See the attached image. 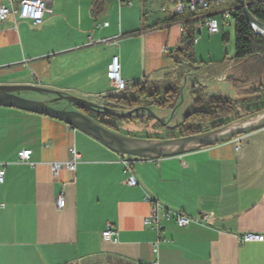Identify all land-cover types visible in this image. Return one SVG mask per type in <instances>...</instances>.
Instances as JSON below:
<instances>
[{
  "label": "crops",
  "instance_id": "crops-1",
  "mask_svg": "<svg viewBox=\"0 0 264 264\" xmlns=\"http://www.w3.org/2000/svg\"><path fill=\"white\" fill-rule=\"evenodd\" d=\"M45 1L52 14L39 25L0 21V86L100 96L103 102L115 93L108 78L113 57L126 81H162L181 73L176 51L184 32L178 22L167 21L174 15L171 0H135L133 6L88 0L74 14L62 7L63 0ZM149 13L163 18L152 24ZM227 58L196 61V67L224 70L219 79L226 80L235 65ZM28 93L35 97L21 96L55 99L54 93ZM72 147L81 155L76 172L63 170L55 178L48 164L68 162ZM24 149L32 150L34 166L19 161ZM123 159L61 120L0 107V169L6 172L0 185V264H150L159 239V264H264V242L240 241L247 233L264 236V128L179 156L133 160L138 187L128 185ZM147 196L172 212L210 221L180 227L165 220L159 236L144 224L151 212ZM109 227L118 232L117 244L102 237Z\"/></svg>",
  "mask_w": 264,
  "mask_h": 264
},
{
  "label": "trees",
  "instance_id": "trees-1",
  "mask_svg": "<svg viewBox=\"0 0 264 264\" xmlns=\"http://www.w3.org/2000/svg\"><path fill=\"white\" fill-rule=\"evenodd\" d=\"M184 1L187 3L190 0ZM244 1L252 16L264 23V0ZM227 9L233 10L232 18L235 25L236 53L232 60L237 63H243L256 59L261 63L264 69V34L258 33L252 28L244 12V8L238 0H224L221 4L214 0H208L207 6L196 12H192L191 9L186 6L182 14L174 13L167 21L173 23L184 22L183 40L176 53L182 56L183 61L186 58L194 68H199L196 67L198 63L195 60V40L197 39V34H200V31L196 28V25L202 19L219 14L221 11ZM224 39L226 40L227 38L225 37ZM176 64L180 67L179 61H177ZM184 75L186 74H182L181 72L176 77L169 76L162 81H135V84L131 88L105 96L102 105L111 110H122L125 112L141 107H155L167 111L173 110L179 104ZM263 87L264 85L261 84L258 88H255V93L264 94ZM190 95L194 102V109L191 111L190 116L178 126L182 129L180 136L183 137L198 135L218 129L233 122L244 120L264 112L263 105L260 108L247 110L243 114L231 118L235 112V107L237 105L236 101L223 99L221 96H209L202 87L198 86L192 88ZM258 97L260 96H256V98ZM81 110L100 124L107 126L113 131H118L117 126L112 124L109 119L119 118H114L107 113L86 108H81ZM119 120H136L141 123L149 121L148 118L142 117ZM172 138L176 137L172 136L168 139Z\"/></svg>",
  "mask_w": 264,
  "mask_h": 264
},
{
  "label": "rangeland",
  "instance_id": "rangeland-1",
  "mask_svg": "<svg viewBox=\"0 0 264 264\" xmlns=\"http://www.w3.org/2000/svg\"><path fill=\"white\" fill-rule=\"evenodd\" d=\"M86 1L88 0H63L62 7L68 12H72L74 14L77 13L79 9L85 8ZM150 7L151 9H154V6ZM73 14L71 16H73ZM149 16L151 18L152 24L157 22V19L163 18L161 13H152ZM217 18L220 22L219 33L212 35L209 33L207 27L203 30H199L200 34H197L198 43L195 45V60L197 62L203 61L204 63H207L218 57H228L229 60L233 61L235 65L227 74L226 80L219 79L220 73H222L224 70H213V68L207 66L204 67V69H196L185 58L182 63L183 69L181 72L182 74L186 75H184L179 105L178 108H176L178 109L177 114L174 116L176 109L172 111H165L155 107H150L149 109L151 112H148L146 107H141L137 108L139 110L128 118H148L149 121L146 123H141L136 120L123 121L119 119H109L112 124L117 126L118 132L121 135L144 141L148 139H159L160 141H166L172 136L179 138L182 129L177 127V125H180L183 122L186 114L193 111L194 109V102L190 95L194 86L202 87L209 96H221L223 99H231L236 101L237 105L235 107V112L231 118H235L237 115L243 114L247 110L260 108L264 105V94L255 93L254 90L261 84L264 85L263 66L256 59L242 64L236 63L234 60H232L236 53L235 25L233 18L230 21L228 19H224L222 15H218ZM229 22L230 24H228ZM225 37L227 38L226 40L224 39ZM227 54L228 56H226ZM199 65H203V63H199ZM224 68L226 69L228 66ZM25 74V79L29 80L28 82L30 85L31 83H34L28 70ZM185 80L188 82L187 86H184ZM20 94L22 96L28 97L30 95L35 97L28 92H22ZM256 96L260 97L256 98ZM95 97L96 98L90 99L85 97L81 99L88 102L101 104L102 101L100 96ZM53 106L55 108L64 107L61 104H53ZM114 111L118 113H125V111L122 110Z\"/></svg>",
  "mask_w": 264,
  "mask_h": 264
},
{
  "label": "water",
  "instance_id": "water-1",
  "mask_svg": "<svg viewBox=\"0 0 264 264\" xmlns=\"http://www.w3.org/2000/svg\"><path fill=\"white\" fill-rule=\"evenodd\" d=\"M238 1L244 8V12L252 28L256 32H258V29L264 33V23L252 16L247 9L244 0ZM27 91L54 93L55 99L53 102L49 103L33 101L21 96L20 93ZM58 102H63L65 107L62 109L55 108L53 104H58ZM0 107L17 108L23 111L46 115L61 120L69 126L93 136L108 148L120 154L123 158L132 160L161 159L179 156L196 149L221 144L228 140L264 128V112H262L254 117L236 121L227 126L198 135L186 137L180 136L179 138L167 139L166 141L151 139L146 141L137 140L135 138L122 136L116 131L109 129L107 126L98 123L96 120L86 115L81 108L107 113L114 118L119 119L128 118L139 109L125 113H118L104 107L103 105L88 102L75 96H68L58 92H50L30 86H0ZM146 110L151 112L149 108ZM190 114L191 112H188L184 120L187 119ZM178 126L179 125H177V127Z\"/></svg>",
  "mask_w": 264,
  "mask_h": 264
},
{
  "label": "built area",
  "instance_id": "built-area-1",
  "mask_svg": "<svg viewBox=\"0 0 264 264\" xmlns=\"http://www.w3.org/2000/svg\"><path fill=\"white\" fill-rule=\"evenodd\" d=\"M120 5H128L133 6L135 0H118ZM172 10L175 14H182L188 6L192 12H196L200 9H203L207 6L208 0H190L189 2H185L184 0H171ZM217 3H223L224 0H214ZM46 14H52V10L49 8L48 3L45 0H5L4 3L0 5V21H5L8 18H13L14 21L18 20H28L33 25H39L43 22ZM218 15H222L224 19H228L229 21L232 19L233 10L227 9L221 11L219 14L211 15L207 18L202 19L196 26L197 29L206 26L210 34L214 35L220 32V22L218 20ZM230 23V22H229ZM228 23V24H229ZM105 26H109L108 23ZM178 26L181 32H183L184 22H178ZM197 39L195 40V43ZM102 44H108L109 40H103ZM108 78L115 90V92L119 93L126 89L131 88L135 84V80L126 81L121 76V65L118 57H113L111 64L108 68ZM225 79V77L223 78ZM32 150L24 149L18 152V158L21 163L30 164L34 166L31 162ZM71 159L68 162H54L49 163L48 166L52 172V175L55 178H58L59 174L63 170H68L71 173H75L78 164L81 160V155L78 153L75 147L70 149ZM133 160L124 158L123 163L125 165V172L127 174V183L131 187H138L139 182L132 171ZM5 169H0V185L5 182ZM151 206V212L148 217L144 219V224L153 230H155L158 235H161L163 230V222L165 220L173 219L176 224L180 227H188L194 223L196 224H205L207 221H210L208 216L193 217L180 213H175L166 208L160 202L152 199L150 196H147L145 199ZM58 209H63L65 204L64 192L57 197L56 201ZM2 205H0V208ZM102 237L104 241L111 242L117 244L119 242L118 232L114 230L112 227H109L102 233ZM242 243L244 242H264V236L247 233L240 239ZM160 239L153 246V254L156 257L154 261L150 264H159L158 262V244Z\"/></svg>",
  "mask_w": 264,
  "mask_h": 264
},
{
  "label": "bare ground",
  "instance_id": "bare-ground-1",
  "mask_svg": "<svg viewBox=\"0 0 264 264\" xmlns=\"http://www.w3.org/2000/svg\"><path fill=\"white\" fill-rule=\"evenodd\" d=\"M257 31L260 32L261 34H264V33H262L261 31H259L258 29H257Z\"/></svg>",
  "mask_w": 264,
  "mask_h": 264
}]
</instances>
